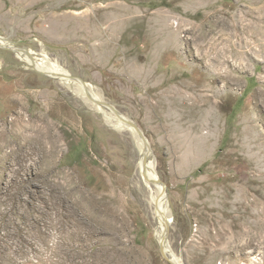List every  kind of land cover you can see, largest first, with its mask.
<instances>
[{
	"label": "rangeland",
	"instance_id": "374dc122",
	"mask_svg": "<svg viewBox=\"0 0 264 264\" xmlns=\"http://www.w3.org/2000/svg\"><path fill=\"white\" fill-rule=\"evenodd\" d=\"M0 36L141 128L184 264H264V0H0ZM139 156L0 46V264H171Z\"/></svg>",
	"mask_w": 264,
	"mask_h": 264
},
{
	"label": "bare ground",
	"instance_id": "6f19581e",
	"mask_svg": "<svg viewBox=\"0 0 264 264\" xmlns=\"http://www.w3.org/2000/svg\"><path fill=\"white\" fill-rule=\"evenodd\" d=\"M0 46L11 48L17 57L33 65L38 72L57 78L61 80V83L63 82L64 85L66 84L69 87H74V91L82 97L85 102H89V105L103 115L107 124L111 125L114 129L127 131L132 135L136 140L140 153L137 162L138 175L141 182L147 187V190H149L151 201L154 206L155 239L161 251L168 254L170 261L180 264L182 261L181 258L173 252L168 243V229L171 223L170 206L163 185L157 181L158 176L154 168L155 162L152 158L149 143L145 137L129 123V119L125 115L107 104V102L103 100L100 92H98L92 84L79 78H73L69 71L61 67L45 50L37 54L30 48L23 49L15 46L13 41L2 36H0ZM150 185L153 186L154 192L157 195V197L155 195V198Z\"/></svg>",
	"mask_w": 264,
	"mask_h": 264
},
{
	"label": "water",
	"instance_id": "95a60500",
	"mask_svg": "<svg viewBox=\"0 0 264 264\" xmlns=\"http://www.w3.org/2000/svg\"><path fill=\"white\" fill-rule=\"evenodd\" d=\"M16 45H17V42H15V41H13ZM5 49H7V48H5ZM41 73V72H40ZM79 79H81V80H83L82 78H80V77H78ZM84 81V80H83ZM108 103V102H107ZM109 105H111V104H109ZM113 108H115L113 105H111ZM116 109V108H115ZM117 110V109H116ZM129 123L135 128V129H137L144 137H145V139L147 140V138H146V136H145V134L143 133V131L141 130V128H139L136 124H135V122L133 121V120H131V119H129ZM157 181L159 182V183H161L162 185H163V189L166 191V185H165V183H164V181L161 179V178H157ZM162 252V255H163V257H164V259H166L169 263H171V264H179V263H174V262H172V261H170V259H169V256H168V254L166 253V252H164V251H161ZM180 264H184L183 263V261H181V263Z\"/></svg>",
	"mask_w": 264,
	"mask_h": 264
}]
</instances>
